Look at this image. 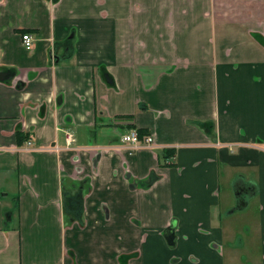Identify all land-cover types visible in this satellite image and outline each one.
Instances as JSON below:
<instances>
[{"label":"crops","instance_id":"crops-1","mask_svg":"<svg viewBox=\"0 0 264 264\" xmlns=\"http://www.w3.org/2000/svg\"><path fill=\"white\" fill-rule=\"evenodd\" d=\"M0 264H264V0H0Z\"/></svg>","mask_w":264,"mask_h":264},{"label":"built area","instance_id":"built-area-1","mask_svg":"<svg viewBox=\"0 0 264 264\" xmlns=\"http://www.w3.org/2000/svg\"><path fill=\"white\" fill-rule=\"evenodd\" d=\"M22 40L25 48L28 50H32L33 45H34V40L35 38L31 33H23L22 35ZM72 134L68 133L67 139H71ZM122 141L125 143H129L132 147L134 148H141V147H146V148H154L156 146L155 138L153 134H147L144 136H141L139 134V131L137 129H130L126 131L124 134H122L121 137ZM32 142H29V145Z\"/></svg>","mask_w":264,"mask_h":264},{"label":"trees","instance_id":"trees-1","mask_svg":"<svg viewBox=\"0 0 264 264\" xmlns=\"http://www.w3.org/2000/svg\"><path fill=\"white\" fill-rule=\"evenodd\" d=\"M141 135L143 134V132L140 133Z\"/></svg>","mask_w":264,"mask_h":264}]
</instances>
